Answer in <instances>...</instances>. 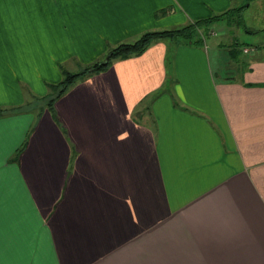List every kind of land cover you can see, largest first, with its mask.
<instances>
[{
	"label": "crops",
	"instance_id": "0c3cea01",
	"mask_svg": "<svg viewBox=\"0 0 264 264\" xmlns=\"http://www.w3.org/2000/svg\"><path fill=\"white\" fill-rule=\"evenodd\" d=\"M244 1L0 0V264H264L261 45L225 77L221 40L153 42L34 113L63 71Z\"/></svg>",
	"mask_w": 264,
	"mask_h": 264
},
{
	"label": "rangeland",
	"instance_id": "374dc122",
	"mask_svg": "<svg viewBox=\"0 0 264 264\" xmlns=\"http://www.w3.org/2000/svg\"><path fill=\"white\" fill-rule=\"evenodd\" d=\"M258 1L261 2L259 5H257L253 0H245L243 6L247 3H250V8L244 9L242 11V14H240V12L238 13L239 8H235V10L233 9L234 12L228 13L227 17L224 18V20L214 23L211 26L210 29L212 31L211 33H209L210 35L207 39L203 37V40H205L203 47H207L206 50H208V48L212 46V44H215L216 41L219 42L221 40L220 44H222L223 47L214 46L217 49L218 53L216 69H218V72L224 73L225 77H229L230 73L233 74L232 76L238 75L237 70L233 69L232 67L234 64L238 65L241 60L244 61L248 57V53H243V50L246 49L245 47L254 48V50H257L259 49V47L257 46L262 44L264 45V1ZM213 15H216V12H213ZM183 18L186 20L185 14H183ZM184 25L186 24H181L178 26V28H181ZM139 38L140 37L129 41V43H133ZM232 39H234L235 41H231ZM158 41L165 40H156L153 42ZM165 42L168 41L166 40ZM229 50H231L233 53ZM233 55H236V57H234ZM107 56L108 54L104 56L103 61ZM237 60H240V62ZM230 66L232 67L230 68ZM47 90L48 92L46 96H34V100L37 102L36 106H38L34 110V113L41 115L42 113L48 112L54 118H56V116H58L56 110L57 100H54L51 107L48 105L50 103L51 97L55 94L54 92L56 90L52 87V85H49L47 87ZM30 97L33 98V96ZM84 123L85 131H90L91 123ZM39 131L43 134V137H45L49 141L46 146L42 147L44 150L48 151L52 150V146L54 145L53 141H55V131H60L61 134H65L66 132L64 131V127H62V122H40ZM58 150L68 154L74 152V149L71 148L66 136L63 137L62 148Z\"/></svg>",
	"mask_w": 264,
	"mask_h": 264
},
{
	"label": "trees",
	"instance_id": "16d2710c",
	"mask_svg": "<svg viewBox=\"0 0 264 264\" xmlns=\"http://www.w3.org/2000/svg\"><path fill=\"white\" fill-rule=\"evenodd\" d=\"M234 12V10H228L227 12L210 16L204 19L195 20L187 23L181 28H174L164 31H152V32H146L140 36L139 39L135 40L133 43H121L112 48L107 54H108V60L105 63L95 62L89 67L85 68L81 72L78 73H68L66 71H63L62 79L59 83L52 85L53 88H55V94L51 97L49 106H52L54 100L62 94L74 81H76L79 77L85 75L86 73L90 71H97L104 67H106L111 60L117 59V58H126L127 56L137 54L142 52L144 49H146L149 44L153 43V41L156 40H168V39H180L183 42L190 43L193 45L199 46L200 44L204 45L205 40H203V37L208 38L209 33L211 32V26L214 23L220 22L224 20V18L227 17L228 13ZM241 14V8L239 9L238 13ZM90 68V69H89ZM8 110L6 109H0V116L3 113H6ZM12 111V110H11Z\"/></svg>",
	"mask_w": 264,
	"mask_h": 264
},
{
	"label": "built area",
	"instance_id": "2783aa9c",
	"mask_svg": "<svg viewBox=\"0 0 264 264\" xmlns=\"http://www.w3.org/2000/svg\"><path fill=\"white\" fill-rule=\"evenodd\" d=\"M245 48L246 49L243 50V53H248V56L253 55V53L255 52L254 48ZM261 49L264 51V46H262Z\"/></svg>",
	"mask_w": 264,
	"mask_h": 264
},
{
	"label": "water",
	"instance_id": "95a60500",
	"mask_svg": "<svg viewBox=\"0 0 264 264\" xmlns=\"http://www.w3.org/2000/svg\"><path fill=\"white\" fill-rule=\"evenodd\" d=\"M108 60V56L104 59L102 63H105Z\"/></svg>",
	"mask_w": 264,
	"mask_h": 264
}]
</instances>
